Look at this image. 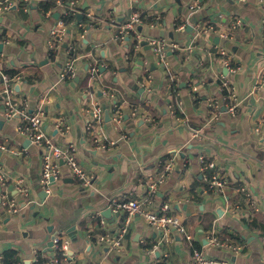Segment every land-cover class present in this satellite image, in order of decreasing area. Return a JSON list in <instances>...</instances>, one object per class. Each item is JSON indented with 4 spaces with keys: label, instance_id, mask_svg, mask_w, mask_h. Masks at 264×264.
I'll return each instance as SVG.
<instances>
[{
    "label": "crops",
    "instance_id": "obj_1",
    "mask_svg": "<svg viewBox=\"0 0 264 264\" xmlns=\"http://www.w3.org/2000/svg\"><path fill=\"white\" fill-rule=\"evenodd\" d=\"M8 1L10 8L0 13V85L3 75L22 76L13 85L15 99L29 103L31 111L45 99V128L57 144L76 150L94 181L89 188L78 187L63 166L62 178L42 198L39 149L19 133L20 119H8L0 103V141L19 152L27 149L26 154L0 153L10 195L20 206L8 214L0 184V264L10 250L17 252L16 264H34L37 252L48 261L50 243L59 234L68 241L69 264H192L194 250L232 264H264V236L247 223L264 218V0H204L197 12H190L191 0ZM49 2L54 6L46 9ZM136 13L142 23L122 37L120 25ZM234 17L244 25L232 39L220 37ZM59 20L66 23V41L50 52L47 41ZM205 22L215 24L218 33L204 32ZM151 39L178 45L167 52V65L156 64ZM70 47L81 59L75 75L60 81ZM226 59L240 70L229 71ZM89 63L100 66L95 81L87 76ZM230 93L240 100L234 115L227 111ZM93 102L108 108L111 119L114 104L122 111L119 128L111 120L95 131L104 149L94 143V132H87ZM60 119L71 127L65 137L56 129ZM171 156L177 158L174 171L158 180ZM202 159L214 162L226 177L224 195L208 188ZM17 177L30 183L41 205H25L11 188ZM151 178L156 204L169 205L191 240L175 231L160 236L135 216L120 252L91 244L89 214L102 212L114 228L117 215L110 200L146 196ZM252 204L258 212H252ZM211 232L244 246L243 252L211 246Z\"/></svg>",
    "mask_w": 264,
    "mask_h": 264
},
{
    "label": "built area",
    "instance_id": "obj_2",
    "mask_svg": "<svg viewBox=\"0 0 264 264\" xmlns=\"http://www.w3.org/2000/svg\"><path fill=\"white\" fill-rule=\"evenodd\" d=\"M61 0H59L60 2ZM263 1V0H261ZM204 0H191L189 4L190 12H197L203 7ZM11 3L6 0L0 1V13L10 8ZM72 6H75L72 3ZM74 9H71V12ZM141 15L136 13L131 20L126 21L120 25L119 32L123 37L129 35L135 31L137 25L141 24ZM244 25V20L239 17H234L231 21L230 31L227 33H218L215 28V24L212 22H205L201 27L204 32L214 31L224 39H232L236 31ZM183 28V26H181ZM67 26L64 20H59L52 28L50 33V39L48 42V49L50 52H56L59 50L66 41ZM119 37V35L117 36ZM152 46L153 52L156 57L157 65H167V52L178 48V45L173 42H168L161 39L149 40ZM138 48V46H136ZM68 57L62 63L60 72V81H66L75 75L77 62L81 57L71 55L73 48H68ZM220 54L225 55L223 49L220 50ZM227 69L231 72L240 70L239 67L231 66L230 60H224ZM100 66L90 64L87 68V76L90 81H95L100 77ZM22 76L10 78L6 75L2 76V83L0 85V103L3 105L4 114L8 119L18 117L20 119L18 124V131L22 135H25L30 143L37 147L40 152L41 169H40V185L43 190L50 194L52 193V185L54 182L59 181L62 178L63 166L67 168L70 173V177L75 185L89 188L94 181V175L91 174L86 167L79 161L76 150L72 146H62L57 144L51 137L47 129L45 128L44 118V103L45 99L39 100L34 106L33 110H30L29 103L21 102L15 99L16 93L14 92L13 85L17 81H20ZM195 90L196 87H193ZM108 96V92L104 91ZM229 104L227 106L228 113L234 115L240 105V100L236 94H228ZM115 107V113L112 117L115 129L120 127L122 123V111L117 104ZM89 120L87 123V132L94 136V143H96L100 149L105 148V144L101 137L98 136L95 131L104 125L105 114L104 109L99 102H93L88 111ZM57 132L62 136L68 135L71 127L66 121L60 119L56 125ZM113 145V143H111ZM0 153L7 154H26L27 149L23 151H16L7 142L0 141ZM177 162L176 156L169 157L163 169V174L158 176V180L164 178L168 173L174 171ZM204 164L203 177L208 188L216 195H224L228 187L226 177L218 170L214 162H206L202 159ZM209 171V172H208ZM9 173L5 167L0 164V184L4 187V191L1 194V200L3 205L6 206L9 215L16 214L20 211L18 201L10 195L9 187ZM13 186L11 187L23 200L25 205L39 206V202L34 199L32 195V189L30 183L23 177L14 178ZM156 191V181L151 178V183L147 195L139 197L130 201H118L112 198L109 203V208L116 213V222L114 228L103 218L102 212L93 211L91 216V224L87 230L86 236L90 243H95L101 249L109 250L111 252H120L129 232V226L133 217L138 216L143 218L149 227H151L160 236L169 235L172 232H177L180 236L185 237L187 240H191V235L188 234L185 225L182 220L173 214H170L168 209L169 205H158L154 200V193ZM41 205V204H40ZM252 212H258L259 209L255 204H252ZM125 214V215H124ZM208 242L213 247H220L228 249L234 254L243 252L244 246L236 244L232 240L222 241L219 238V234L215 232L209 233L207 236ZM53 250L48 254L49 260L47 262L40 261V254L43 258V253H36L34 264H69L70 258L67 253L68 241L62 235H56L53 240ZM1 259V257H0ZM192 264H232L229 260L224 258H211L203 251L194 250L191 254Z\"/></svg>",
    "mask_w": 264,
    "mask_h": 264
},
{
    "label": "trees",
    "instance_id": "obj_3",
    "mask_svg": "<svg viewBox=\"0 0 264 264\" xmlns=\"http://www.w3.org/2000/svg\"><path fill=\"white\" fill-rule=\"evenodd\" d=\"M53 6H54V3L49 2L46 6V9H51ZM71 20H72L71 18H68V20L66 19V22L69 23ZM247 223L250 226V228L260 231L262 236H264V218L253 217ZM232 238L237 239V238H234L233 236ZM40 261L47 262V259L42 258L40 254ZM16 262H17V252L16 251L10 250V251H5L3 253L2 260H1L2 264H16Z\"/></svg>",
    "mask_w": 264,
    "mask_h": 264
},
{
    "label": "water",
    "instance_id": "obj_4",
    "mask_svg": "<svg viewBox=\"0 0 264 264\" xmlns=\"http://www.w3.org/2000/svg\"><path fill=\"white\" fill-rule=\"evenodd\" d=\"M0 49H2V45H0ZM104 114H105V121L106 123H109L111 122V116H110V111L109 109L107 108L106 110H104ZM48 194L44 191V193L41 194V197L45 199V197L47 196ZM109 213H111L110 210H108ZM53 242L50 243V245L52 246Z\"/></svg>",
    "mask_w": 264,
    "mask_h": 264
},
{
    "label": "rangeland",
    "instance_id": "obj_5",
    "mask_svg": "<svg viewBox=\"0 0 264 264\" xmlns=\"http://www.w3.org/2000/svg\"><path fill=\"white\" fill-rule=\"evenodd\" d=\"M91 152H92V154H94V153H95V151H94V150H91ZM76 186L83 188V187H82V186H80V185H76Z\"/></svg>",
    "mask_w": 264,
    "mask_h": 264
}]
</instances>
